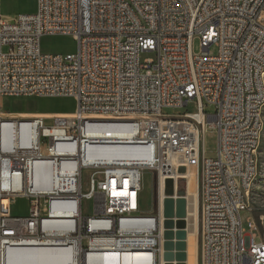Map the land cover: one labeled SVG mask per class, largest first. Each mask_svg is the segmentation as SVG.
<instances>
[{
    "label": "built area",
    "instance_id": "built-area-1",
    "mask_svg": "<svg viewBox=\"0 0 264 264\" xmlns=\"http://www.w3.org/2000/svg\"><path fill=\"white\" fill-rule=\"evenodd\" d=\"M48 35L70 36L76 50L44 52ZM263 70L264 0H36L12 18L0 0V264L43 250L63 252L60 264L136 254L162 264L161 212L142 209L141 187L149 170L159 189L170 177L177 189L181 166L200 173V264H264V214L253 217L249 194L262 119L249 107L264 98ZM3 97L76 108L51 122L12 119ZM191 103L194 112L163 113ZM9 125L20 144L3 149Z\"/></svg>",
    "mask_w": 264,
    "mask_h": 264
},
{
    "label": "rangeland",
    "instance_id": "rangeland-1",
    "mask_svg": "<svg viewBox=\"0 0 264 264\" xmlns=\"http://www.w3.org/2000/svg\"><path fill=\"white\" fill-rule=\"evenodd\" d=\"M1 10L3 14L14 16L19 13H30L36 10V0H1ZM42 50L50 53H63L67 54L76 50V43L70 36H45L41 41ZM194 51L199 53L201 51L200 40L195 38ZM210 51L215 53L216 47L212 46ZM152 53H143L141 58L153 57ZM2 109L6 116H14V119L21 118L24 113H37L38 116H43L45 112L65 111L73 112L76 108V101L72 98L66 97H3ZM195 103H191L188 106L180 108L167 107L163 109L164 114L178 115L185 112L196 111ZM207 113H213L214 108L212 106H205ZM50 117V116H47ZM264 119V110H263ZM48 122H51V118H47ZM204 149L207 153L212 154L217 147V136L214 131L210 129L206 132L205 140L203 142ZM258 167L259 174L253 185L250 193V203L253 208L252 215L255 219L260 220V216L264 214V128L261 135V142L258 150ZM84 179L87 178L89 171L84 170ZM187 181H179L177 183L178 188L186 189ZM143 190L141 194L142 209L146 212L153 211L157 213L159 211L160 192L156 179L154 180L151 171L147 170L143 179ZM200 173L198 171V193H199V210H200ZM7 200L4 201L6 206ZM85 206L88 207L89 203L85 201ZM186 207V206H185ZM91 208V206L89 207ZM28 210V200L24 198H18L14 204L13 212L17 215H23ZM244 225L247 227V213L242 214ZM186 222V221H185ZM199 212H198V224H197V244L187 241V259L186 264H200V232H199ZM260 232L264 235V224L260 225ZM187 233V232H186ZM196 250V251H195ZM11 263L17 264H35L34 254L30 252H21L17 254H11ZM177 264V263H173Z\"/></svg>",
    "mask_w": 264,
    "mask_h": 264
},
{
    "label": "bare ground",
    "instance_id": "bare-ground-1",
    "mask_svg": "<svg viewBox=\"0 0 264 264\" xmlns=\"http://www.w3.org/2000/svg\"><path fill=\"white\" fill-rule=\"evenodd\" d=\"M260 83H264V70L263 73L260 75ZM263 110H264V98H258V104H253L251 105V107H249V115H256L257 112H260L262 117V119L260 120V127H259V141L252 143V153L256 155L257 165H258V150L261 142L262 131L264 128ZM73 112L55 111V112H45V114H41V115H43L42 117L50 116L48 118L67 117L71 115ZM22 115L23 116H20L21 118L29 119L33 117H38V115L40 114L24 113ZM13 117L14 116H12V119H14ZM7 127L11 131L10 137L11 138L13 137L14 140L12 141V144H10L9 146H6V144L3 143V147H2L3 149H11L12 147L18 146L20 144V142L17 139H19V134L21 133V131L19 132L14 130L10 125ZM239 150H246V143H239ZM179 174H181L179 177H182L187 181L186 193L183 196H179L178 193H173L171 196H169L167 193L164 192L163 184L160 185L159 209L161 212V231L162 233H164V231L166 230L165 221L168 219L164 212L165 199L171 198L174 201H177L178 199H183L186 206V216L184 217V221H186V226L184 230L187 232V241L197 244V224H198V212H199L198 169L196 167H188L184 173H179ZM175 177H177V175H174V178ZM254 183H252V185L249 186V194L251 193ZM143 186L144 185L142 184L141 194H142ZM36 187H39L38 183L36 184ZM6 198L3 200V206H4V201L7 200ZM178 219L179 218L177 216L173 217V220L175 222ZM175 230H177V227L175 228ZM164 239L165 238L163 237L162 264L167 263V261L164 259V252H165ZM24 252H30V251H24ZM12 254H17V253H12ZM32 254H34L35 264H60L59 260L63 256V252L52 253L48 250H43L40 253H32ZM10 262H11V258H10ZM172 263H178V262L177 260H173ZM11 264H17V263H11ZM62 264H68V262ZM99 264H151V256L148 254L123 255L120 256V258L118 259L115 258L113 255H106L104 258L100 259Z\"/></svg>",
    "mask_w": 264,
    "mask_h": 264
},
{
    "label": "water",
    "instance_id": "water-1",
    "mask_svg": "<svg viewBox=\"0 0 264 264\" xmlns=\"http://www.w3.org/2000/svg\"><path fill=\"white\" fill-rule=\"evenodd\" d=\"M187 170L185 166L179 168L180 173H184ZM184 178L179 181H183ZM178 181V182H179ZM164 192L171 196L173 193H178L179 196H183L186 193V189H175V180L173 178H167L165 180ZM164 212L168 218L165 221L166 230L163 233L164 240V259L166 264H173V260H177V264H186L187 259V233L184 230L186 222L184 217L186 216V207L183 199L174 201L171 198L164 201ZM177 216L179 219L175 222L173 217ZM177 227V230L175 228Z\"/></svg>",
    "mask_w": 264,
    "mask_h": 264
},
{
    "label": "crops",
    "instance_id": "crops-1",
    "mask_svg": "<svg viewBox=\"0 0 264 264\" xmlns=\"http://www.w3.org/2000/svg\"><path fill=\"white\" fill-rule=\"evenodd\" d=\"M7 18H12L13 16H9V15H6V14H4Z\"/></svg>",
    "mask_w": 264,
    "mask_h": 264
}]
</instances>
